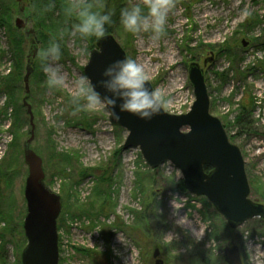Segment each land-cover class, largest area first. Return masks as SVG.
<instances>
[{
    "label": "rangeland",
    "instance_id": "rangeland-1",
    "mask_svg": "<svg viewBox=\"0 0 264 264\" xmlns=\"http://www.w3.org/2000/svg\"><path fill=\"white\" fill-rule=\"evenodd\" d=\"M63 1L52 0L53 19L47 21L42 10L50 0H0V264H23L28 193L39 197L42 190L60 204L58 264H155L156 248L164 264H228L224 248L234 244L244 264H264L263 218L231 228L205 196L182 190L171 161L151 168L139 148H124L128 131L111 124L107 108L76 111L71 94L76 80L87 76L96 37L71 34L74 17L65 10L74 0ZM81 2L102 10L100 0ZM122 3L147 12L146 0ZM255 14L259 19L248 28ZM18 17L35 29L38 50L52 36L61 42L62 87L47 86L38 54L30 93L23 77L7 85L13 54L23 58V75L30 48L24 30L16 28ZM114 35L127 58L143 65L153 88L162 90L170 113L190 109L195 93L189 66L200 63L211 112L242 150L251 197L264 203V0H171L160 39L131 34L120 23ZM25 96L34 112L33 137ZM58 154L71 157L69 163L60 164ZM174 195L186 205L181 215L189 209L198 217L194 234L173 223Z\"/></svg>",
    "mask_w": 264,
    "mask_h": 264
},
{
    "label": "water",
    "instance_id": "water-1",
    "mask_svg": "<svg viewBox=\"0 0 264 264\" xmlns=\"http://www.w3.org/2000/svg\"><path fill=\"white\" fill-rule=\"evenodd\" d=\"M16 25L24 29L30 40L26 72L23 77L26 93H30L33 63L38 54L34 28L18 17ZM244 45L248 42L244 41ZM127 58L123 46L114 34H105L96 41L84 71L92 83L101 79L104 67L115 60ZM213 58H210L212 60ZM209 59L205 60L206 65ZM189 78L194 87L195 100L186 113L175 114L163 108L162 114L150 121L124 112L112 125L124 127L128 134L124 148H139L151 168L171 161L183 173L185 188L196 196H205L233 229L247 220L264 219V203L251 197V186L241 148L231 142L222 120L211 112V97L204 68L198 62L189 66ZM149 86L153 88L149 81ZM102 94L104 90L97 88ZM30 116L32 137L35 132L34 112L27 96L23 100ZM187 128V130H184ZM209 166L211 169H206ZM43 194L28 193L29 215L25 223L29 244L23 252V264H58V231L56 217L60 207L57 196L42 190ZM46 194L48 196H46ZM155 264H164L160 249L153 254ZM228 264H244L237 244L224 248Z\"/></svg>",
    "mask_w": 264,
    "mask_h": 264
},
{
    "label": "clouds",
    "instance_id": "clouds-1",
    "mask_svg": "<svg viewBox=\"0 0 264 264\" xmlns=\"http://www.w3.org/2000/svg\"><path fill=\"white\" fill-rule=\"evenodd\" d=\"M147 12L139 5L125 7L120 10V23L131 34L151 33L153 39H160L165 34V25L171 0H146ZM54 7L50 0L47 10ZM66 14L74 17L71 34L81 38H102L106 27L112 24V10L96 11L91 4L74 0ZM62 57L61 42L52 36L46 47L38 50V58L42 71L46 75V84L52 88L64 85L65 77L61 72L59 61ZM101 79L94 84L87 76L76 80L72 92V103L76 111H98L110 109L114 120H120V114L127 112L140 120L150 121L161 115L165 103L162 90L149 86V76L143 65L132 58H124L111 62L101 72ZM102 88L104 94L97 90ZM119 108V113L116 108ZM183 179L182 171L176 172L175 181ZM182 198L172 196L170 206L172 215L176 218L174 224L194 234L195 225H199L198 217L194 218L189 209L181 215V209L186 205L180 203ZM117 239L124 242L121 236Z\"/></svg>",
    "mask_w": 264,
    "mask_h": 264
},
{
    "label": "trees",
    "instance_id": "trees-1",
    "mask_svg": "<svg viewBox=\"0 0 264 264\" xmlns=\"http://www.w3.org/2000/svg\"><path fill=\"white\" fill-rule=\"evenodd\" d=\"M100 1L102 2V10L101 11L112 10L113 13H114V15L112 16L113 22H112V24H110V25H108L106 27L105 34H108V33L114 34V32H117V27H118V24L120 23V10L122 8H124L122 0H100ZM47 5L45 7H43L42 11H43V15H44L45 19L47 21H51L53 19L52 18V13H51V10H47ZM259 16H260L259 14L252 15L251 21L249 22V25H248V28H251L252 25L256 24L257 19H259ZM1 18H2L1 19L2 23L5 24L4 16L2 15ZM17 29L18 30H22V29H19V28H17ZM26 38H27V36H26ZM97 39L98 38L95 39V45H96ZM14 44L16 45V41H14ZM13 56H14V62L16 61V64H15V67L13 68V71L11 70L12 73L11 74L10 73L7 74V75H10V76H7L8 77V81H9L8 84H7L8 86H10V80H12L14 82L16 80V78L24 77V74L23 75L21 74V70H22L21 65H22V62H23V58L22 59H18L17 57H15L14 54H13ZM26 64H27V62H26ZM33 68H34V63H33ZM25 72H26V65H25ZM4 83H5V81H4ZM238 119H240V116L238 117ZM57 157H58V160L60 161L59 163L62 164V165H65L66 163H69V160L71 158L69 156L66 157V154H62V155L58 154ZM206 169H210V167L207 166ZM180 184H181L180 186H181L182 190H186V188L184 186V182H181ZM97 190H98V188H97ZM253 190L256 191V187H254Z\"/></svg>",
    "mask_w": 264,
    "mask_h": 264
}]
</instances>
